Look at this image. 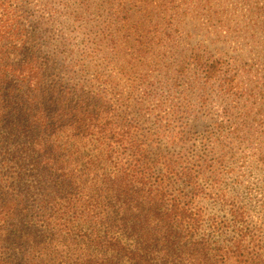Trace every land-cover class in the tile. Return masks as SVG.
<instances>
[{
  "label": "trees",
  "instance_id": "obj_1",
  "mask_svg": "<svg viewBox=\"0 0 264 264\" xmlns=\"http://www.w3.org/2000/svg\"><path fill=\"white\" fill-rule=\"evenodd\" d=\"M36 8L0 0V264H264L245 206L221 189L226 155L159 150L185 137L140 130L101 86L61 77ZM194 62L185 84L202 85L206 103L222 73L200 54ZM235 70L223 76L240 92ZM232 126L215 129L228 140ZM210 202L224 218H211Z\"/></svg>",
  "mask_w": 264,
  "mask_h": 264
},
{
  "label": "rangeland",
  "instance_id": "obj_2",
  "mask_svg": "<svg viewBox=\"0 0 264 264\" xmlns=\"http://www.w3.org/2000/svg\"><path fill=\"white\" fill-rule=\"evenodd\" d=\"M184 1L174 9L168 0H23L27 9H40L46 37L60 52L54 69L61 77L101 86L140 130L185 137L163 140L159 150L226 155L221 189L237 193L244 220L253 221L264 245V42L252 34L264 29L257 9L264 0H211V10L198 6L201 0ZM199 54L222 73L207 86L206 103L202 85L185 84V72L199 69ZM232 68L240 92L224 80V73L234 76ZM221 122L238 133L223 139L215 129ZM211 204V218H224L227 208Z\"/></svg>",
  "mask_w": 264,
  "mask_h": 264
}]
</instances>
